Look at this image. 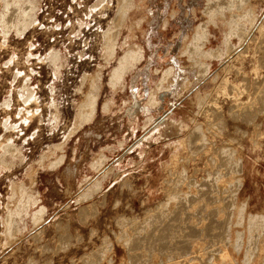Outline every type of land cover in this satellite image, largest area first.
<instances>
[{"label": "rangeland", "instance_id": "rangeland-1", "mask_svg": "<svg viewBox=\"0 0 264 264\" xmlns=\"http://www.w3.org/2000/svg\"><path fill=\"white\" fill-rule=\"evenodd\" d=\"M128 1L0 0V264H264V0Z\"/></svg>", "mask_w": 264, "mask_h": 264}, {"label": "bare ground", "instance_id": "bare-ground-1", "mask_svg": "<svg viewBox=\"0 0 264 264\" xmlns=\"http://www.w3.org/2000/svg\"><path fill=\"white\" fill-rule=\"evenodd\" d=\"M129 5H132V2H130V1H128V0H121V2H120V4H119V7H118V9L120 8V13L121 14H124V9H126V7H128ZM256 29H257V32H259V33H264V20L259 24V25H257L256 26ZM201 33V34H200ZM193 34V36L191 37L192 39H194V38H198L199 40H202V45L205 47L206 46V43L207 42H209V31L207 30V28H206V26H200V25H196L195 27H194V32L192 33ZM191 34V35H192ZM115 43H114V45H112V47H111V51H112V55H114L115 54ZM129 57L130 58H132L130 55H129ZM203 57H208V56H203ZM140 57H138V59H139ZM127 60H128V58H126V56L125 57H121L120 59H119V65L120 64H122L123 65V69L126 67V65H127ZM118 65V66H119ZM120 67V66H119ZM116 69H114V72H113V75H112V73L109 75V77L111 78H113V76H118V74H119V71L120 70H117V71H115ZM157 90H159V89H157ZM196 95H198V97H197V106H198V111H196L197 113L200 111L201 112V110H205L206 108H207V103H206V101H207V99H202V98H200V95L197 93ZM211 95V94H210ZM87 99H86V101L85 102H87L85 105H80L79 106V108H78V118L75 120V127L73 128V129H78L79 127H81V125L82 124H84V123H86V122H88L92 117H93V115H94V113H95V109H96V98H97V96H96V92L94 93V92H92V93H89L88 95H87ZM202 103H205V104H202ZM211 105H212V103H211ZM86 108H87V110H86ZM145 119H149V117H147V118H145ZM143 121H146V120H143ZM144 123V122H143ZM170 125H174V126H176V124H170ZM159 127H163L164 125L163 124H161V122L159 123V125H158ZM180 127H183V125L182 124H178L177 126H176V128H179L180 129ZM153 129H154V127L152 128H150L148 131H147V136H145V138H141L140 140H139V142L137 143V144H134V145H132L133 147H136L137 145H142V143H143V141L144 140H151V139H153ZM195 129H196V131H198V129H200V133L198 134V135H200L201 136V138H200V141L199 142H197V144L198 145H204V146H207L209 143H211V141L209 142V140H208V137L207 136H205V133H204V131H203V128L201 127V124H197L196 125V127H195ZM152 130V131H151ZM156 132V131H155ZM194 132V129L191 131V133H193ZM207 132H209V131H207ZM141 141V142H140ZM145 142V141H144ZM148 142V141H147ZM119 145H121L120 143H119ZM57 150V146H55V149H54V151H56ZM59 150H60V148H59ZM61 152H62V150H61ZM56 152H54V155H53V157H55L54 159L56 160V154H55ZM230 154V160L232 161V164L234 165V168H236V167H239L240 166V164L242 163V158H238V156L236 155L237 153L235 152V151H232V152H230L229 153ZM63 155V154H62ZM62 155L60 156V157H62ZM172 160H174V159H172ZM172 163V162H171ZM240 163V164H239ZM187 176V175H186ZM232 177H233V179L235 180V182H239V183H242V179H241V177H240V174H239V171H238V173L237 174H234V175H232ZM229 177H227V179H228ZM233 182V181H232ZM231 183V182H230ZM213 191L216 193V189L214 188L213 189ZM177 194H178V192H177ZM176 193H174V195L173 196H170V198H178L179 199V194L177 195ZM211 196H214L215 198H216V195L215 194H211L210 195V197ZM234 200H236V198H234ZM220 201H221V199H220ZM238 204H239V212L240 213H243V212H246V210H247V201L246 200H243V201H238L237 202ZM180 207V206H179ZM258 216H261V217H264V213L263 214H257ZM211 229V228H210ZM209 229V230H210ZM264 261V260H263Z\"/></svg>", "mask_w": 264, "mask_h": 264}, {"label": "crops", "instance_id": "crops-1", "mask_svg": "<svg viewBox=\"0 0 264 264\" xmlns=\"http://www.w3.org/2000/svg\"><path fill=\"white\" fill-rule=\"evenodd\" d=\"M83 151V150H82Z\"/></svg>", "mask_w": 264, "mask_h": 264}]
</instances>
